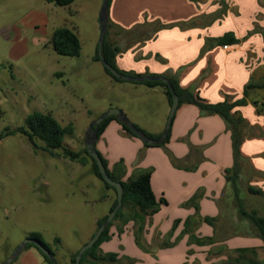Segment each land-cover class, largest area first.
Wrapping results in <instances>:
<instances>
[{
    "label": "rangeland",
    "instance_id": "1",
    "mask_svg": "<svg viewBox=\"0 0 264 264\" xmlns=\"http://www.w3.org/2000/svg\"><path fill=\"white\" fill-rule=\"evenodd\" d=\"M103 3L104 0H76L70 6L61 7L48 0H0V134L25 126L27 117L34 112L50 113L63 126H74V134L66 137L65 146L81 152L87 148L91 125L110 109L123 111L131 123L136 122L142 128L158 132L156 134L164 132L171 112L164 89L116 81L106 72L103 63L96 60ZM258 18L262 20L264 16ZM61 27L78 35L82 44L80 56L65 57L54 51L51 38ZM112 33L109 30L110 42L116 40ZM262 36V41L255 43L252 49L245 47L243 58L250 65L251 60L259 58L257 63L262 61L264 70V33ZM250 82L264 85V79L252 78ZM250 90L251 106L259 110L257 116L261 114L257 126H264V88ZM193 130L181 143L189 147L190 153L202 156L207 148H197V152L191 148L189 136ZM37 144L38 149L22 134L0 139V264H5L32 233L43 236L57 264H72V256L91 240L98 230V220L111 214L116 199V192L107 189L94 175L91 163L82 166L72 162L63 157L62 150H56L52 156L43 149V142ZM168 144L148 148L141 138L123 135L120 126L118 130L106 131L96 142V149L108 162L114 163L113 168L123 160L127 179L134 178L140 170H149L152 175L157 172L160 186L168 190L173 201L178 195L177 185L191 182L192 176L167 174L169 165L188 171L185 161H173ZM191 168L189 172L197 170L196 166ZM251 180L244 176L241 184ZM241 188V198L247 206H254L264 215V199L249 194L244 186ZM158 196L160 201L162 195ZM226 197L234 199L231 185ZM196 202L192 197L182 205L163 204L159 212L148 218L142 246L136 242V223L122 224L118 220H113L112 239L103 244L115 249L113 252L122 263L131 259L135 264H146L145 254L156 260L160 249H173L186 251V262L198 264L199 257L193 249H210L209 237H201L202 232L197 233L200 226L193 223L198 227L192 239L190 228L193 225H187L191 217L179 221L180 212L195 208ZM233 208L236 216L232 222L239 226L241 219L236 203ZM153 219L156 220L154 227ZM162 225L165 227L161 232ZM248 228L251 233L249 225ZM242 232L247 235L246 229ZM197 239L207 243L198 245ZM30 249L38 253L36 248ZM203 256L202 263L209 264L208 256L207 259ZM230 256L236 257V254L231 252ZM256 259L264 260V250H258ZM11 264L19 262L15 259ZM31 264L48 263L42 260Z\"/></svg>",
    "mask_w": 264,
    "mask_h": 264
},
{
    "label": "crops",
    "instance_id": "2",
    "mask_svg": "<svg viewBox=\"0 0 264 264\" xmlns=\"http://www.w3.org/2000/svg\"><path fill=\"white\" fill-rule=\"evenodd\" d=\"M263 4L264 0H112L108 20L109 30L116 38L111 42L120 49L116 58L118 70L141 76H177L182 88L195 87L199 95L212 104L225 100H247L246 106L237 109L248 125L241 154L247 162V175L253 180L246 182V186L251 185L262 191L264 126H257L260 123L257 118L261 114L257 116L259 110L252 108L251 90L245 96V87L251 83L252 78L258 81L264 79V70L261 67L262 61L257 63L259 58L251 60L250 65L246 64V58L243 57L246 46L252 49L255 43L258 44L263 39L264 18H258L260 15L264 16ZM227 33H234L239 43L217 44V39ZM134 124L139 126L136 122ZM120 126L112 121L106 131L111 128L118 130ZM142 129L152 134L158 133ZM192 130L194 133L189 139L195 152L198 151L197 148H207L202 156L199 153H190L189 147L181 143ZM121 133L124 135L122 127ZM168 146L176 159L185 161L184 167L188 171L174 169L169 165L167 174L173 177H179L180 174L192 176L189 178L191 182L178 184L175 189L178 197L174 196L172 201L168 190L160 186L161 179L156 177V172L151 178L156 197L162 195L168 205H172V202L182 205L198 195L196 204L199 206V214L196 208L183 210L180 212L179 221L188 217L214 218L215 227L197 222L200 226L197 233L201 231V237L221 238L211 243L210 249H193V253L199 257L196 260L198 264H203L202 255L206 259L208 256L209 264H221L236 249L264 250L263 242L253 232H249L246 221L240 220L239 226L233 223L236 216L233 205L236 199L226 197L229 184L225 171L233 167L234 156L232 134L224 120L217 115L203 116L194 105H182L174 117ZM113 165V162H109L110 170H114ZM193 166L197 170L189 172ZM162 176L163 173L161 178ZM166 180L169 181V177ZM251 209L256 208L252 206ZM153 220L154 227L156 220ZM196 224H192L191 234L198 227ZM164 225L160 227L161 232ZM245 229L247 235L242 232ZM236 231L240 234H235ZM151 232L152 228L150 234ZM252 235L254 237H250ZM100 248L104 254L114 253L115 250L109 244H102ZM23 252L17 258L19 264L44 260L39 251L35 254L33 249H25ZM155 257L156 260L150 254H145L146 264L193 263L186 262V251L160 249Z\"/></svg>",
    "mask_w": 264,
    "mask_h": 264
},
{
    "label": "trees",
    "instance_id": "3",
    "mask_svg": "<svg viewBox=\"0 0 264 264\" xmlns=\"http://www.w3.org/2000/svg\"><path fill=\"white\" fill-rule=\"evenodd\" d=\"M76 0H48L49 3L55 4L56 6H70ZM112 0H109V8L108 14L110 10ZM109 21H108V31L106 34L105 44L103 48V56L105 60L114 67L118 72L123 75H129L134 77H142L141 75H136L132 73L122 72L117 69L116 66V58L120 53V49L109 41ZM239 43V39L236 38L234 33H227L222 38L217 39V44L220 45H236ZM51 45L54 51L65 57H78L82 51L81 41L76 33L72 30L61 27L57 28L51 38ZM96 60L101 61L99 55V46L97 50ZM106 72L116 81H124L121 78L115 77L106 67ZM162 77V76H156ZM171 84L175 93L180 98V106L182 105H194L196 106L203 116H219L221 117L227 125L228 130L232 134V147H233V156H234V165L232 168L227 169L225 171V178L229 185H231L234 197L236 199L237 210L239 218L243 221H246L251 228V231L261 239L263 242L264 249V215L260 213V211L256 209H251L247 206V203L241 198V190L242 186L246 188L247 192L253 196L261 197L264 199V191L261 189H257L251 185L246 186V182L242 185V178L247 175L246 169V159L241 154V146L245 140V130L248 128L246 120L239 114L238 108L246 106L247 100L245 98L239 100H225L224 102L212 104L208 103L204 100L199 93L194 89H184L180 86L179 79L177 76H164ZM137 84H141L147 86L151 89L162 88L169 100L170 106L173 104V96L170 88L163 83L162 81H138L135 82ZM264 88V85H254L252 83L248 84L245 87V96H247L248 91L252 88ZM104 115V114H103ZM112 121H117L121 127L124 135L129 137H137L136 134L129 128L128 124L125 122H121L118 118L112 116L105 119L100 125H95L94 129L98 130L97 141L104 134L107 127ZM94 124V123H93ZM134 126L146 137L149 139H153L155 141L161 140L163 136V132L161 134H152L147 132L146 130L140 128L138 125L134 124ZM75 128L73 125L63 126L52 114L50 113H40L34 112L30 114L26 121L25 126L20 127L16 130L9 131L8 133H1L0 139H3L6 136L22 134L26 136L29 142L38 149L37 142H43L45 146L43 149L48 152L50 155L54 156V152L56 150L63 151V157L69 159L72 162H77L82 166H87L89 163L92 164V170L94 175L99 178L107 189L114 190L116 192V199L111 207V212L116 208L118 204V195L116 189L106 183L101 176L99 167L95 159L88 153L87 148H85L81 152L73 151L72 149L65 146V139L67 136H72L74 134ZM172 128L169 131V134L166 139L160 141L155 145H148L145 142V146L148 148L151 147H166V145L170 142ZM192 146V145H191ZM193 150V146L191 147ZM170 152V151H169ZM102 158V161L107 168L108 174L111 176L113 180L122 184L124 188L123 195V205L121 209L116 214L114 221H120L122 224H128L131 221L136 223V242L138 245L142 246L143 236L145 234L146 223L150 216L159 212L161 206L167 205V201L165 198H161L158 201L153 188H152V173L149 170H140L136 171L134 174V178L124 179L126 176V166L124 165L123 160L116 164L114 170H110L109 162L106 158L102 156L100 152H98ZM171 157L174 162H179L178 159L174 157V155L170 152ZM189 170H193L192 168ZM194 200L197 201L199 199L198 195H195ZM195 208L197 213L199 214V206L195 204ZM109 216H106L97 222L98 229L106 224ZM114 221H112L109 225H107L105 231L103 232L99 241L84 254L81 264H135L131 259L127 260L125 263L121 262L118 254L108 253L104 254L101 251V245L105 242H108L112 239L113 235L111 233V229L114 225ZM206 223L210 226L215 227L216 219L206 217L204 219L197 217H191V219L187 220V225L189 223ZM191 229V228H190ZM95 235V234H94ZM93 235V236H94ZM92 236V237H93ZM195 236L192 234L191 238L193 239ZM28 239L41 243L45 246L51 254L54 256V252L49 244H47L43 236L40 233H32L29 235ZM208 244L213 243L212 238H207ZM211 241V242H210ZM57 243H60L59 239H56ZM206 241H202L201 239H197L196 244L204 245ZM30 248H36L40 254L43 256L44 260L48 264H53L50 259L37 247L35 243H29L26 246V250ZM236 254V257L229 256L226 261H223L221 264H264L263 261H259L256 259L258 255V250L256 248H243L236 249L232 251ZM79 251L72 256L71 262L72 264H76V257Z\"/></svg>",
    "mask_w": 264,
    "mask_h": 264
},
{
    "label": "water",
    "instance_id": "4",
    "mask_svg": "<svg viewBox=\"0 0 264 264\" xmlns=\"http://www.w3.org/2000/svg\"><path fill=\"white\" fill-rule=\"evenodd\" d=\"M108 8H109V0H104L102 9H101V15H100V39H99V55L101 62L103 65L117 78H121L126 81H132V82H138V81H162L165 83L171 90L172 96H173V104L171 106V112L168 117L167 125L165 127V130L163 132V136L161 140L155 141L153 139H149L144 134H142L133 123L130 122L128 117L125 115V113L119 109H110L107 113L102 115L94 124L91 125L87 138H86V147L88 153L95 159L97 162V165L99 167L100 173L102 178L106 183L113 186L118 195V204L116 208L111 212L109 215V218L106 222V224L102 225L95 235L91 238V240L85 244L81 250L79 251L77 257H76V264H81L82 258L87 250L92 248L101 238L103 232L105 231L107 225H109L115 218L118 211L121 209L123 205V195H124V188L121 183L116 182L111 178V176L108 174L107 168L105 167L102 158L100 154L98 153L96 149V142H97V134L98 130L94 129L95 125H100L105 119L108 117H116L121 122H125L128 124L129 128L133 131L134 134H136L139 138H141L144 142H146L148 145H155L158 144L160 141L167 138L169 131L172 128L173 120L176 115L177 110L180 106V98L175 93L174 89L172 88L170 82L165 77H156V76H142V77H134L129 75H123L120 72H118L114 67H112L108 62L105 60L103 56V48L105 44L106 34L108 31V20H109V14H108ZM29 243H35L37 247L50 259V261L53 264H57L55 257L51 254V252L43 246L41 243L34 242L30 239H28L23 245H21L13 254V256L5 263V264H11L15 259L18 258V256L25 250L27 244Z\"/></svg>",
    "mask_w": 264,
    "mask_h": 264
},
{
    "label": "built area",
    "instance_id": "5",
    "mask_svg": "<svg viewBox=\"0 0 264 264\" xmlns=\"http://www.w3.org/2000/svg\"><path fill=\"white\" fill-rule=\"evenodd\" d=\"M225 49H228V46H225Z\"/></svg>",
    "mask_w": 264,
    "mask_h": 264
}]
</instances>
